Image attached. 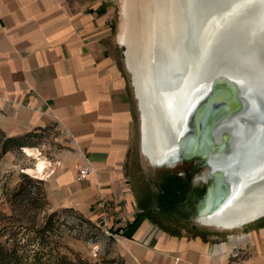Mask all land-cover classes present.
I'll return each instance as SVG.
<instances>
[{"label": "crops", "instance_id": "obj_1", "mask_svg": "<svg viewBox=\"0 0 264 264\" xmlns=\"http://www.w3.org/2000/svg\"><path fill=\"white\" fill-rule=\"evenodd\" d=\"M82 9L70 0H0V113L15 114L27 131L61 128L77 163L44 182L63 189L69 197L65 207L92 224L113 230L126 244L140 241L147 256L166 242L146 215L149 206H136L126 169L137 158L138 107L115 61L119 43L109 5ZM80 168L89 175L75 182ZM140 190L141 196L148 192ZM262 220L231 234L212 253L208 242H184L180 264H224L236 245L247 251L245 264H264Z\"/></svg>", "mask_w": 264, "mask_h": 264}, {"label": "bare ground", "instance_id": "obj_2", "mask_svg": "<svg viewBox=\"0 0 264 264\" xmlns=\"http://www.w3.org/2000/svg\"><path fill=\"white\" fill-rule=\"evenodd\" d=\"M194 3L195 0H124L122 5L124 28L117 42L127 47L125 57L133 74L140 150L149 166L157 169L189 160L199 127L197 121L201 113L212 110L216 85L225 82L237 87L247 77L260 85L264 81V65L257 51L248 45L246 35H224L221 45L212 39L217 18L223 19L234 10L241 13L249 6L263 14L264 0L260 4L237 0L227 11L208 18L201 9L204 6L195 9ZM236 38V45H231ZM235 49L238 50L233 54ZM224 139L225 145L231 144L229 135L221 138ZM22 150L28 157L38 159L33 169L24 172L44 180L47 163L36 151ZM255 152L227 170H217L214 165L215 171H207L208 183L215 186L218 196L199 214L200 225L235 231L264 218V152Z\"/></svg>", "mask_w": 264, "mask_h": 264}, {"label": "rangeland", "instance_id": "obj_3", "mask_svg": "<svg viewBox=\"0 0 264 264\" xmlns=\"http://www.w3.org/2000/svg\"><path fill=\"white\" fill-rule=\"evenodd\" d=\"M103 1L109 5L112 12V26L114 28L115 41L117 42L124 28L122 10L124 0H70V3L79 4L81 10H83V7L87 8L92 4ZM203 1L202 3V0H195L194 8L200 9V6L203 5L204 8L201 9H203L202 11L208 18V16H214V13L227 11L229 6L237 0ZM261 1L262 0H254V3L258 2V4H260ZM237 12L236 10H234V12L231 11L225 18H217L215 20L216 24L212 27L214 32L212 37V39H214L213 43L221 45L222 42L224 43V35L226 36L235 32L246 35L248 37V45L257 51V57L261 62L260 64H262L261 66H263L264 13L262 14L260 11H254L251 6L245 8L241 13ZM237 27L239 31L234 30V28L236 29ZM229 29H231V31ZM236 35L237 34H234L235 37ZM230 41L228 42L229 44ZM118 43L119 42H117V44ZM228 43L225 44V46L228 45ZM236 43L237 38L231 45H236ZM237 50L238 49L233 50L232 53H236ZM126 51L127 47L119 43L118 47H115L113 53L115 61L121 73L125 76L128 88H130L135 104L138 107L135 98V89L132 86L133 74L130 71L127 57H125ZM240 52H244V50ZM233 54L230 57L232 61L231 64H234ZM222 63L223 61L220 60V64ZM221 85H223V82L216 85L215 88ZM204 97V99L207 100V97ZM205 100L203 102L206 103ZM138 117L139 112H137L136 115L137 158L129 160L126 164V169L128 170V178L132 183L135 194L136 206L138 208L144 205L145 207L149 206L146 212L149 221L156 228H160V230L164 232L161 239L166 243L165 245H161L155 253L146 251L148 255L145 256L144 250L141 248L145 245L141 244L140 241L137 242L132 240L137 245L135 243L126 244L125 241L115 236L116 232L113 230H105L103 227L101 228L92 224L84 215L72 208L65 207L68 205L69 199L65 191L44 182L48 176L61 175L62 171H66L69 165L77 163V159L75 158L76 154L73 152V144L61 128L56 124H52L44 128H33L27 131L20 123L16 122L18 119L15 114L6 116L4 113H0V131L7 137L27 135L23 138L24 143L27 144L25 148L36 150L37 154L40 155L39 158L47 163L46 166H48L47 168L50 171L44 180L38 179L31 174H26L24 170L33 169L38 159L31 156L28 157L23 153V148L1 155L0 220L4 218V216L18 215L19 217H24L26 220L31 221L34 219L35 225L43 226L48 217L47 215L52 212H57V217L55 218L57 223L54 226L55 232L52 234L54 238L53 245H56L61 253L66 255L70 261L77 263L80 260H86L91 262V264H175V262H178L177 260H179L178 264H180L182 262L181 258L184 257L185 253L184 242L190 241L198 243L199 240L203 244L208 242L210 244L209 253H212V250L216 249V247L219 248L222 242L228 240V236L236 232L242 233L247 227H250L249 224L241 229H235V231H219L200 225L195 217V213L193 211L188 212L189 207H184L186 202V198L183 196L184 190H181L180 181L178 180L180 177L175 176V174L186 172L187 167L193 163V160L181 162L176 165L166 164L160 169L149 166L140 150L141 135ZM195 162L199 163L200 161L196 160ZM78 170L79 169H77V171ZM201 173H206V169H202ZM22 174L42 182V184L38 186L37 191L34 188L31 189L32 192H37L41 195L39 199H44L42 208H31L30 210L25 207L18 209L17 205L13 206L12 202H10L17 200H12L11 195L15 193L18 185L21 184ZM199 174L198 171H194L191 173L190 180L195 181ZM208 186H210L209 183H207V187ZM3 187L7 189L6 192L3 191ZM141 188L148 190V192H145L146 195L141 196ZM200 192L202 194L203 191ZM201 194L197 196L198 199L202 197ZM65 209H71L72 211H65ZM20 212L21 215L19 214ZM254 222H257V220ZM89 223L91 224L90 226L88 225ZM28 228L32 227L28 225ZM26 235H28L26 237L27 241L21 240L19 243L21 247L30 250L36 247L48 248V246L52 245V242L47 240L41 243L36 242V240H34V234L28 230H26ZM240 246L242 247L243 245ZM153 247L154 244L149 243L148 248L152 249ZM193 253H195V251H193ZM149 254L151 255L149 256ZM248 259L249 257L247 251H245V247L239 249L236 245L235 248L229 250L225 257L224 264H245Z\"/></svg>", "mask_w": 264, "mask_h": 264}, {"label": "water", "instance_id": "obj_4", "mask_svg": "<svg viewBox=\"0 0 264 264\" xmlns=\"http://www.w3.org/2000/svg\"><path fill=\"white\" fill-rule=\"evenodd\" d=\"M232 85L223 84L215 89L212 110L201 113L197 121L199 127L189 160H199L198 168L206 169L207 178V171H215L214 165L217 170H227L255 151L264 152V81L260 85L247 77L237 87L233 85V90ZM228 135L231 144L225 145L226 139L221 138ZM201 196L194 204L196 219L217 198L215 186H206Z\"/></svg>", "mask_w": 264, "mask_h": 264}, {"label": "trees", "instance_id": "obj_5", "mask_svg": "<svg viewBox=\"0 0 264 264\" xmlns=\"http://www.w3.org/2000/svg\"><path fill=\"white\" fill-rule=\"evenodd\" d=\"M26 136L7 137L0 131V156L27 147L23 139ZM41 184V181H36L22 174L21 184L18 185L15 193L11 195L12 200H17L10 202L13 206L17 205L18 209L25 207L30 210L31 208H42L44 199H39L41 195L31 190L34 188L37 191L38 186ZM3 191L6 192L7 189L3 187ZM65 211L72 210L65 209ZM19 214L21 215V212ZM47 216L43 226L35 225L34 219L30 221L18 215L4 216L0 220V264H91L86 260H80L77 263L72 262L66 255L61 253L56 245H53L54 238L52 234L55 232L57 212H52ZM28 225L32 228H28ZM26 230L34 234L36 242L41 243L47 240L52 242V245L48 248L36 247L30 250L21 247L19 245L20 241H27Z\"/></svg>", "mask_w": 264, "mask_h": 264}, {"label": "flooded vegetation", "instance_id": "obj_6", "mask_svg": "<svg viewBox=\"0 0 264 264\" xmlns=\"http://www.w3.org/2000/svg\"><path fill=\"white\" fill-rule=\"evenodd\" d=\"M202 169H205V168L202 167ZM202 169L198 168V164L195 161H193V163L187 167L186 172L175 174L176 177H180L178 180L180 181L181 190H184L183 196H185L186 198L184 207H189L188 212H191V211H193L194 213L196 212L194 209L195 200L197 196L201 194L200 191H203L204 188H206L207 183H208L206 173H201ZM194 171L195 172L198 171L200 174L195 179V181H191L190 176H191V173H193Z\"/></svg>", "mask_w": 264, "mask_h": 264}, {"label": "built area", "instance_id": "obj_7", "mask_svg": "<svg viewBox=\"0 0 264 264\" xmlns=\"http://www.w3.org/2000/svg\"><path fill=\"white\" fill-rule=\"evenodd\" d=\"M89 175V170L87 168H80L75 175V182H80L84 180Z\"/></svg>", "mask_w": 264, "mask_h": 264}]
</instances>
